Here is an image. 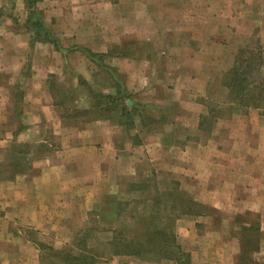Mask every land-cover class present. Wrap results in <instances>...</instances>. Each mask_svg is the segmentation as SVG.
Segmentation results:
<instances>
[{"label":"crops","instance_id":"obj_1","mask_svg":"<svg viewBox=\"0 0 264 264\" xmlns=\"http://www.w3.org/2000/svg\"><path fill=\"white\" fill-rule=\"evenodd\" d=\"M49 1H65L69 6L64 10L54 4L57 25L52 31L69 34L76 46L91 52H114L105 63L121 74L125 90L145 108L153 123L148 131H139V120L134 118V129L127 132L116 115L86 121L81 129L72 131L70 127L65 130L53 115L47 119L52 111L44 73L60 66L59 53L47 43L34 42L29 48L27 34L15 35L26 40L28 51H37V62L45 63L47 69L38 70L43 76L37 73L24 80L18 77L19 71L8 82L11 72L7 66L12 62L3 59L18 61L26 45L7 49L5 39L11 35L5 31L11 25L4 15L0 19L4 26L0 34V121L14 112V91L18 83L23 84L22 127L17 136H26L23 141H29L33 130L40 129L38 122L43 117L57 130L59 145L29 168L15 172L14 180L0 175V264H39L36 240L13 234V227L38 231L52 224L61 227V212L74 211L71 205L75 200H82L79 209L87 206L97 210L99 195L107 186L103 183H114L121 176L135 177L137 166L144 162L157 174L181 181L182 186L191 185L188 189L197 196L193 201L198 204L218 211L256 212L259 249H264V108L241 113V108L226 103L222 107L228 113L225 124L208 130L199 126L201 116L209 110L203 107L209 90L220 86L218 92L227 96L221 77L233 64L238 36L250 35L252 30L244 17L247 11L237 12V3L253 0ZM141 50L146 52L142 58L137 54ZM246 116L251 118L246 121ZM124 132L129 135L121 139ZM130 133L136 134L139 142H133ZM4 158L0 157L2 165ZM187 181L188 185L183 183ZM222 223L216 227H224ZM222 233L215 229L212 236L183 234V244L192 247L191 264H221L211 262L210 257L228 243ZM230 249L235 259L234 244Z\"/></svg>","mask_w":264,"mask_h":264},{"label":"rangeland","instance_id":"obj_2","mask_svg":"<svg viewBox=\"0 0 264 264\" xmlns=\"http://www.w3.org/2000/svg\"><path fill=\"white\" fill-rule=\"evenodd\" d=\"M54 4L58 6L59 9H64L63 7L65 6L69 9L65 1L60 3L57 2L56 4L49 0H39L34 5L44 27L56 37L58 45L61 48V51H58L61 59L60 66L53 69L51 71L52 73H44L45 85L51 97L50 102L52 111L51 114H48L47 119L53 115L57 119H60L61 124L66 127L65 130L67 127H70L72 128L70 130L75 131L81 129L83 123L87 121V117H76L74 119L65 117L70 116V112L73 109L84 110L88 108L86 86L91 87L95 91L108 92V80L107 75L96 70L93 64L83 54L73 50V47L76 45L69 34L63 33V35H59L52 31V27H56L57 25L53 14L55 9ZM69 5L72 7L73 4ZM240 9L242 12L244 10L247 11L244 17L247 18V25H251L250 27L252 30L250 35L238 36L240 37L237 43L239 47L236 50L242 49L252 53L255 51V53H259L262 60L261 70L262 73H264V35L262 34L264 31V2L253 0L249 3H237L236 11L240 12ZM4 15H6L11 25V27L6 28L5 31V33L11 35L5 39V44H8H6L7 49L19 48L21 44L22 48H24L26 45V49L19 54L18 61L15 59L11 61L5 58L3 59L5 63L12 62L11 66H7L10 67L9 70L11 72L7 74V76L10 77L8 78V82L12 81L13 78L11 77L16 78L20 72L21 74L18 77L23 80L37 73L38 75L40 73L42 74L40 71L42 68L47 69V66L45 63L43 66L42 62H37V51L35 52L33 49L28 51L27 42L25 43L26 40L15 36L27 34L29 36V48L34 42H39L34 41L31 43V35L26 29L28 14L25 7V0H0V19ZM3 29L4 26L1 24L0 34H2ZM60 31L64 32L63 29H60ZM81 37L84 38L83 36ZM2 41H4V39ZM23 43L25 44L23 45ZM141 51L142 52H137V54L138 57L142 58L145 56L146 52L145 50ZM77 78L85 82L79 83L81 81H78ZM21 88H23V84L19 86L18 83L14 91L16 92L12 107V109L15 108L14 112L10 115H4L3 121H0V127L4 130L0 133V138H2V140H0L2 141L0 142L2 143L0 144V157H5L4 165L0 163V175L4 176L5 180L15 179V174L12 169L13 164L22 166L20 167L21 170L25 167L29 168L32 162L49 155L51 150L59 145V135L55 134L57 130H53L51 127V120H49L48 124L46 122L47 119L43 117L39 118L38 126L40 129H34L33 132L31 131L32 133H28H31L28 139L29 141H23L26 136H17L19 135L18 133H20L19 127H22V123H19L23 115V101L21 98L23 89ZM219 90L220 86L212 88L208 92L209 98L206 101L203 100V102H205L203 103V107L213 112L212 119L208 120L209 124L205 126L207 130L212 126L225 124L228 117V113L222 109V107L226 106L225 104L228 103V98L227 96H221L220 92H218ZM57 103H61V105H55ZM259 107L264 108V103H261ZM147 109L148 108H146V110ZM243 111H245V109H242L241 113ZM258 113L260 112L258 111ZM1 114H3V110ZM39 115L44 116L41 114ZM7 116H9V119L6 118ZM60 116L65 117L62 119ZM250 118L251 116H246V121ZM243 120L244 118L239 119V121ZM130 134V136H132L134 133ZM128 135V133L124 132L121 135V139L123 137H128ZM18 138L22 139L19 140ZM41 139L43 143H37V140ZM136 169L138 173L136 172L133 178L121 176L117 178L114 183L110 180H108L107 183H103L107 186L104 190L102 188V192L99 195L101 198V205H98L100 207H98L97 210L94 209V207L91 209L87 206L86 208L84 206L79 209L80 206H83L82 200H75V203L71 205V208L75 207L74 211H70L69 209L68 211L61 212L62 219H59L61 222H64L61 227H55V224H52L51 228H43V231H38L26 226H16L13 227L11 231L13 234L22 235L34 241L36 240L35 243L37 247L40 245L38 254L39 264H61V256L54 255L52 257L51 254L52 252L56 254L57 251L68 248L70 249V255L76 258H80L81 255H88V257L92 255L94 260L91 264H110L111 262L116 263L117 261L127 262V264H177L176 262H178V264H191L189 250L192 247L188 243H185V245L183 244V234L186 236L190 234L203 236L207 233L211 234V231L215 229L217 232H223L222 237H225L228 243L217 248V251L214 250L213 255L210 257V259H212L211 262H219L221 264H264V249H259V237L261 233L258 231L259 223L257 221L258 214L256 212L244 211L238 213L233 212L231 209L228 211L224 209L221 211L213 210V208H209L210 205L198 204L197 201H193L196 195L192 193L193 191H190V184V186H184V184L182 186L180 183L181 181L164 177L160 173L157 174L154 169L149 166V163L147 164L146 162L139 164ZM16 170L18 171L19 169L17 168ZM139 175L141 176L139 177ZM173 182L176 184L178 183L177 189L172 187ZM141 183L149 186L146 188L148 191H130L131 184ZM183 183L188 185L189 181ZM179 188L183 190V192L180 191ZM188 188H190V190ZM105 190L107 196L104 194ZM172 190L173 193H182L183 196H181L180 200L185 201L186 209L189 212V214L180 216L179 212L177 214L173 212L169 213V211L166 212L163 206L158 210L161 216H164L162 217L163 220H171L170 225L173 226L172 230L175 244H177L180 253V255L177 254L175 256L176 261L158 259L154 256H152L149 261H143L132 256H111L110 252H112V249L108 246L109 240L111 238L116 240V238L119 237L117 234L122 233L123 228H133V218L137 216V213L141 211L147 212L148 208L146 209V206L143 205V200L145 201L147 198L156 196L161 205H163L162 201L166 200L162 194ZM166 202H170V200L168 199ZM116 203L120 204L117 208ZM124 203L127 205L125 206ZM148 203L149 202L146 204ZM3 207L4 205L1 206L2 210ZM76 208L78 209L76 210ZM220 222H223L222 224L224 227H216V223ZM54 223L56 222L54 221ZM167 223H169V221ZM212 235L213 234H211V236ZM128 236L130 237L131 234ZM152 237H154V239L158 238L154 235H152ZM179 237H182V239H179ZM138 238H141V236H138ZM247 240L251 243L249 248H245L243 243ZM231 244H234L236 250L235 259L231 257ZM255 248L257 249L255 250ZM220 256L221 258H218ZM217 258L220 260L217 261Z\"/></svg>","mask_w":264,"mask_h":264},{"label":"trees","instance_id":"obj_3","mask_svg":"<svg viewBox=\"0 0 264 264\" xmlns=\"http://www.w3.org/2000/svg\"><path fill=\"white\" fill-rule=\"evenodd\" d=\"M39 0H25V7L27 9L26 29L29 32L31 43L34 41L49 43L55 51H61L58 45L56 37L44 27L39 13L35 9V3ZM73 50L79 51L83 54L95 67L96 70L107 75V89L108 92L95 91L91 87L86 86L88 96V108L84 110L73 109L70 112V116H60L62 119H74L76 117H87V121H92L101 118L118 117L119 122L124 127L125 131H129L133 128V119L139 120V131L146 129L153 121L148 116L145 108L135 102L132 99V95L128 93L123 85L121 74H119L115 68L105 63L108 57H112L114 52L96 53L91 52L88 49L74 46ZM256 52V51H255ZM252 53L239 49L233 59V64L228 71H226L221 77V84L226 90L228 104H232L241 109L258 108L261 103H264V73H262V60L259 53ZM121 52H119L120 55ZM124 55H127L126 52ZM79 83H84V80ZM55 105H61L57 103ZM213 112L208 110V113L201 116L199 126L208 125V120L212 119ZM133 136V142H139L137 135ZM20 153V152H18ZM20 165L13 164L12 169L14 173L21 171ZM19 169L18 171L16 169ZM148 185L131 184L130 191L145 192L148 191ZM152 187V186H151ZM173 188L177 189V184L173 182ZM157 191V190H156ZM149 193V192H148ZM150 196V195H149ZM148 196V197H149ZM162 196L166 201L159 202L156 196L143 200V205L146 206V211L137 213V216L133 218V228H123L122 233H119V237L111 238L108 246L111 247V256H132L137 257L143 261H149L152 256L158 259L175 260V256L179 253V248L175 244V238L173 234V226L171 220H163L161 214L158 212L159 208L163 206L169 213L189 214L186 209V203L184 200H180L182 193L164 192ZM149 202L148 204H146ZM164 202V203H163ZM116 203V208L118 207ZM126 206L127 204L124 203ZM186 210V211H184ZM133 217V216H132ZM131 217V218H132ZM163 220V221H162ZM169 221V223H167ZM131 234L129 237L128 235ZM154 235L155 238L152 237ZM141 236V238H138ZM245 248H249L250 241H244ZM242 244V242H241ZM40 249V245H38ZM257 248H255L256 250ZM70 249L59 250L52 252L51 256H61V264H91L94 257L91 255L88 257L81 255L80 258H76L70 255ZM183 256V255H182ZM59 258V257H58ZM178 264V262H176Z\"/></svg>","mask_w":264,"mask_h":264}]
</instances>
